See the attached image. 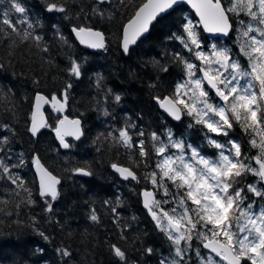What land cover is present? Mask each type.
Masks as SVG:
<instances>
[{
    "label": "trees",
    "instance_id": "1",
    "mask_svg": "<svg viewBox=\"0 0 264 264\" xmlns=\"http://www.w3.org/2000/svg\"><path fill=\"white\" fill-rule=\"evenodd\" d=\"M143 1L111 0L102 6L105 14L101 18L91 11L94 0H57L66 6V14L47 12L43 0H22L30 17L40 18L43 25L35 30L42 36L39 47L32 40L21 42L15 33L0 35V125L7 124L13 130L4 133L13 149L11 163L22 158L24 164L12 171L25 181L24 187L12 185L0 171V264H121L110 252V244L126 252L127 264H159L161 259L170 260L174 256L166 236L140 206L138 193L148 188L143 176L151 167L146 169L136 163L142 159L138 149L130 156L124 147L106 138L109 131L129 120L147 130L145 147L152 153V159L150 133L155 130L163 136L165 127L174 129L177 136L186 135L205 155H214L202 139L199 125L189 130L190 120L184 116L179 123H172L158 111L152 98L172 96L175 83L182 79L183 65L175 63L171 54L181 52L186 58L190 54L179 40L171 37L183 32L184 16L191 20L194 17L179 6L156 20L129 54L124 55L119 48L123 24ZM3 10L4 5H0V13ZM53 23L60 27L67 44L56 34ZM81 24L102 32L106 49L95 53L81 50L71 36V28ZM197 31L205 45L207 39L199 28ZM44 48L48 51H43ZM70 57L81 63L86 61L79 80L68 75ZM156 61L167 65L169 71L159 72ZM97 76L102 77L100 88L96 86ZM69 81L73 87L67 97V115L82 120L84 135L77 143H71V149L61 152L51 134L57 117L47 109L50 127L35 138L28 134L27 128L35 94L62 97ZM109 90L112 96L106 95ZM117 93L122 97L119 103L114 100ZM104 110L111 115L105 117ZM249 132L235 124L230 134L239 142L242 153L251 157L255 150L249 146ZM216 139L225 142L223 136ZM34 155L61 180L58 185L61 195L53 202L51 212L45 210V201L37 194L31 170ZM113 163L136 171L140 183L119 181L111 172ZM76 167L88 168L93 175L85 178L73 175L72 169ZM117 197L121 200L119 206ZM106 200L110 203L105 204ZM256 201L264 206V197ZM112 207H117V215L112 213ZM92 209L96 210L98 222L89 218ZM39 232L49 239H43ZM147 247L153 249L150 256L144 252ZM58 248H68L71 257L59 256Z\"/></svg>",
    "mask_w": 264,
    "mask_h": 264
},
{
    "label": "snow or ice",
    "instance_id": "2",
    "mask_svg": "<svg viewBox=\"0 0 264 264\" xmlns=\"http://www.w3.org/2000/svg\"><path fill=\"white\" fill-rule=\"evenodd\" d=\"M181 2L184 0H147L143 3L123 25L121 48L124 54H129V46L136 44L161 14ZM186 2L195 9L198 24L206 33L227 36L233 30L230 14L237 17V42L247 67L241 65L230 48L216 43L210 47L204 45L197 31L198 25L185 18L183 32L174 33L171 37L179 40L190 54L188 58L181 52L171 54L175 63L183 65V78L175 83L172 96L161 98L157 95L152 98L175 121H182L185 115L190 117L189 130L201 126L208 146L217 150L215 156L205 155L188 141L186 135L177 136L174 129L165 127L163 138L155 130L150 133L153 160L152 153L145 147L147 130L129 120H125L122 127L109 131L106 138L124 147L130 156L138 149L142 159L136 163L152 169L143 176L146 183H151L152 189L145 187L138 195H142L143 207L174 251L170 260L161 259L159 264H191L192 252L199 264H243L244 260L250 264H264V206H259L256 200H249L245 189L239 186L240 178L251 174L257 180L247 185V192L256 198L264 197V187L259 186L264 184V0H227V7L225 0ZM43 3L49 13H67L66 6L58 4L57 0H43ZM110 3L111 0H95L91 11L103 18L105 10L102 6ZM0 5H4L0 13V35L15 33L21 42L32 40L39 47L42 36L35 30L43 27L40 18L32 19L22 0H7V3L0 0ZM241 16L245 18L241 19ZM52 28L67 44L60 27L53 23ZM71 33L80 45L94 50L106 49L104 34L88 25H74ZM193 56L200 62L199 65L192 61ZM85 64L86 61L81 63L77 58L70 57L68 75L79 80ZM155 64L159 72L169 71L167 65H161L159 61ZM101 80L102 77L97 76L98 88L102 87ZM72 87L71 81L65 85L61 93L63 99L57 94L50 98L40 92L35 94L27 128L33 137H37L42 128L50 127L43 118V105L50 104L54 112L62 113ZM106 95L112 96L113 93L109 90ZM121 99L120 94H114L116 103ZM102 114L105 117L111 115L107 110ZM139 118L142 119V115ZM235 124H239L246 133H252L249 143L252 148L258 149L257 155L250 157L242 153L239 142L232 138L226 142L216 139L229 137ZM52 130L63 149L73 147L66 137L80 140L84 135L82 120H69L67 116L58 118ZM6 131L13 130L7 124L0 125V153H3L0 156V171L12 185L24 187L23 178L12 171L22 167L24 160L20 158L18 163H11L13 149L9 146V136L4 134ZM32 162L39 174L40 198L45 201V210L51 212L53 202L61 195L58 190L61 180L41 164L38 156L34 155ZM111 167L121 179L140 183L141 177L130 167L116 163ZM72 174L93 175L85 167L72 169ZM170 185L175 192L171 191ZM161 190L165 197L163 200L156 198ZM104 203L110 202L106 200ZM120 203L117 197V206ZM169 204H172L171 208L166 207ZM111 211L117 215V207H112ZM89 218L92 222L99 221L95 209L91 210ZM39 235L49 239L43 232ZM194 239L207 250V255L202 254L200 247H192ZM109 250L121 264H127L126 252L118 245L110 244ZM144 252L150 256L153 249L147 247ZM57 254L66 259L72 255L68 248H58Z\"/></svg>",
    "mask_w": 264,
    "mask_h": 264
},
{
    "label": "water",
    "instance_id": "3",
    "mask_svg": "<svg viewBox=\"0 0 264 264\" xmlns=\"http://www.w3.org/2000/svg\"><path fill=\"white\" fill-rule=\"evenodd\" d=\"M94 1H95V0H94ZM146 2H147V0H144V1H143V3H146ZM143 3H142V4H143ZM142 4H141V5H142ZM141 5H140V6H141ZM140 6H138V7L135 9V11H136ZM179 6H184V7L186 8V10H187V11H188V12L194 17V19L196 20V23H197V25H198V28H199L201 34H202L207 40H211V39H212V40H218V39H220V40H225V39H227V37L230 35V33H229L227 36H224V35H222V34H212V33H206V32H204L202 25H199V24H198V22H199V17L197 16V14H196V12H195V9H193V8H192V7L186 2V0H184V2L179 3L178 5H175L172 9L167 10L165 13L161 14V15L157 18V20H158L159 18L163 17L164 15L168 14V13L171 12L173 9H175V8H177V7H179ZM135 11L133 12L132 16L135 14ZM132 16H131V17H132ZM131 17H130V18H131ZM130 18H129V19H130ZM127 21H128V20H127ZM127 21H126L124 24H126ZM153 23H154V22H153ZM153 23H152V24H153ZM124 24H123V25H124ZM152 24L150 25V27L152 26ZM122 31H123V26H122V28H121V32H120L119 48H120L121 52L124 54V52H123V50H122V48H121ZM148 32H149V31H148ZM148 32H147V33H144L141 37H139V38L137 39V42L140 41L142 38H144V37L148 34ZM230 32H231V31H230ZM71 36H72V39H73V41L75 42V44H76L81 50L87 51V52H89V53H95V52H100V51H102V50L89 49V48H87V47L84 46V45H80V44H79V41L76 39L75 35L71 33ZM134 46H135V44H134V45H130L129 47L132 48V47H134ZM124 55H125V54H124ZM212 95L214 96V93H212ZM34 97H35V96H34ZM34 97H33V100H32V104H31V108H30V113H31V111H32V106H33V103H34ZM154 103L156 104V106H157L159 112H160L163 116H165L169 121H171V122L174 123V124L178 123V121H175V120H174L172 117H170V116H169V115H168L163 109H161V108L159 107V105H158L155 101H154ZM45 108L52 109V107H51L50 104H44L43 107H42V109H41V111H42V113H43V118H44V120L46 121V117H45V113H44V109H45ZM65 112H66V106H65L64 111H63L62 113H57V114L60 116V119H62L64 116H66V115H65ZM29 118H30V114H29ZM67 118H68V117H67ZM68 119H69V120H73V119H77V118H68ZM29 123H30V121H29ZM55 125H56V124H55ZM55 125H54V126H55ZM28 127H29V124H28ZM43 130H44V128H42L40 132H42ZM40 132H39V133H40ZM39 133H38V134H39ZM28 134H29L32 138H35V137H33L29 132H28ZM52 136H53L54 141L56 142V144H57L59 150H60L61 152H66L68 149H63V148H61V147L59 146V141L56 139L55 132H54L53 130H52ZM65 139H66L67 141H71V142H74V143L77 142V141H79V140L74 139L73 137H66ZM31 170H32V173H33V176H34L35 182H36L37 194H38V196H39V198H40V195H39V174L37 173L36 168H35V166L33 165V163H32V165H31ZM111 172H112L114 175H116L117 178H118L121 182H125V181H127V180H123V179H121L120 176H119V174L116 173V172L112 169V167H111ZM78 176L83 177V178L86 177V176H82V175H78ZM128 181L132 182L133 180L129 179ZM260 186H261V187H264V184H261ZM47 199L50 200V197H48ZM139 199H140V205H141V208H142V209L148 214V216L151 218V216L149 215L148 211L143 207V197H142V195H139ZM151 220H152V218H151ZM152 221H153V220H152ZM153 222H154V221H153ZM201 249H202L203 251L207 252V250H204V249L202 248V245H201ZM217 258H218V257H217ZM218 259H219V258H218Z\"/></svg>",
    "mask_w": 264,
    "mask_h": 264
},
{
    "label": "rangeland",
    "instance_id": "4",
    "mask_svg": "<svg viewBox=\"0 0 264 264\" xmlns=\"http://www.w3.org/2000/svg\"><path fill=\"white\" fill-rule=\"evenodd\" d=\"M225 6L227 7L228 6V4H227V0H225ZM185 18H187V19H190L189 17H185L184 16V22H186V19ZM241 19H244L245 17H243V16H241L240 17ZM191 20V19H190ZM193 21V23L194 24H197L196 23V21L195 20H192ZM230 21L232 22V26H233V31H232V35H231V37L228 39V42H222V41H220V40H209V41H207V43L205 44V45H207V46H211L213 43H216L217 45H219V46H222V47H227V48H230L231 50H232V53H233V55L234 56H236L239 60H240V62H241V65L243 66V67H247V61L245 60V58L243 57V56H241L240 55V52H239V44H238V32L236 31V29H237V27H238V24H237V17L235 16V15H233V14H230ZM198 28V27H197ZM205 50H207V49H205ZM193 59H194V63L195 64H197V65H199V61L198 60H195V57L193 56ZM183 78V77H182ZM187 120H190L191 118L190 117H188V116H184ZM200 128H201V126H199ZM198 129V128H197ZM205 132L207 131L206 129L204 130ZM250 133V136H249V141H250V139L252 138V133L251 132H249ZM201 135L203 136V133H201ZM162 138H163V136H162ZM204 138V136L202 137V139ZM229 138H232L233 139V137H232V135L231 134H229V137H223V139L225 140V142L229 139ZM256 139L259 141V137L257 136L256 137ZM204 141H205V139H204ZM206 142V141H205ZM207 146H208V144H207V142L205 143ZM249 146H251V144L249 143ZM252 147V146H251ZM208 148H210V149H212V151H213V156H215V154H216V152H217V150L215 149V148H212V147H209L208 146ZM151 149H152V147H151ZM254 149V148H253ZM255 150V153H254V155L253 156H255V155H257V153H258V149H254ZM244 153V152H243ZM246 154V153H245ZM155 159V156H154V153H153V160ZM256 180H257V178L256 177H254V176H252L251 174H247V175H245V176H243L242 178H240V182H239V186L240 187H242V188H244L245 189V193H246V195L248 196V199L249 200H256V197L253 195V194H251V193H248L247 192V185L249 184V183H254V182H256ZM148 189H152V185H151V183H148ZM260 186V185H259ZM261 187V186H260ZM170 189H171V191L172 192H175L176 190L174 189V188H172L171 187V185H170ZM157 199H159V200H163V199H165V197L163 196V192H162V190H161V192L157 195V197H156ZM166 207H168V208H171L172 207V204H169V205H167ZM171 244V243H170ZM201 245L199 244V242L198 241H196L195 239L192 241V247L195 249V248H197V247H200ZM201 248V247H200ZM173 251V250H172ZM201 252H202V254L203 255H207V253L205 252V251H203L202 249H201ZM173 254H174V251H173ZM190 255L192 256V261H191V264L193 263V264H199V262L196 260V258H195V253L194 252H192V253H190ZM217 259V258H216ZM243 264H250V262L249 261H247V260H244L243 261Z\"/></svg>",
    "mask_w": 264,
    "mask_h": 264
},
{
    "label": "flooded vegetation",
    "instance_id": "5",
    "mask_svg": "<svg viewBox=\"0 0 264 264\" xmlns=\"http://www.w3.org/2000/svg\"><path fill=\"white\" fill-rule=\"evenodd\" d=\"M230 23L232 24L231 21H230ZM232 31H233V30H232ZM232 31L230 32V35L228 36V38L224 40V42H228V39H229V38L231 37V35H232ZM146 36H147V35H146ZM146 36H145V37H146ZM145 37H144V38H145ZM142 39H143V38H142ZM142 39H141V40H142ZM141 40H140V41H141ZM140 41H138L137 43H139ZM222 42H223V41H222ZM137 43H136V44H137ZM136 44H135V46H136ZM135 46H134V47H135ZM134 47H132V48H134ZM132 48H130V49H132ZM60 98L63 99L62 97H60ZM46 109H47V110H48L53 116L57 117V119L60 118V116H59L56 112H54L53 109H49V108H46ZM46 109H45V110H46ZM44 113H45V112H44ZM65 115H66L68 118H71V117H69V116L67 115V102H66V112H65ZM45 117H46V115H45ZM46 122H47V120H46ZM55 123H56V122H55ZM127 181H128V180H127ZM127 181H125V182H127ZM132 182H133V181H132ZM123 183H124V182H123ZM141 191H142V190H141ZM139 202H140V199H139ZM140 206H141V205H140Z\"/></svg>",
    "mask_w": 264,
    "mask_h": 264
}]
</instances>
